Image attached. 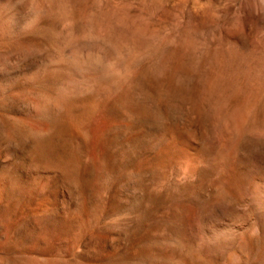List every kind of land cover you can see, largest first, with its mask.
I'll return each instance as SVG.
<instances>
[{
	"label": "rangeland",
	"instance_id": "rangeland-1",
	"mask_svg": "<svg viewBox=\"0 0 264 264\" xmlns=\"http://www.w3.org/2000/svg\"><path fill=\"white\" fill-rule=\"evenodd\" d=\"M0 264H264V0H0Z\"/></svg>",
	"mask_w": 264,
	"mask_h": 264
},
{
	"label": "bare ground",
	"instance_id": "bare-ground-1",
	"mask_svg": "<svg viewBox=\"0 0 264 264\" xmlns=\"http://www.w3.org/2000/svg\"><path fill=\"white\" fill-rule=\"evenodd\" d=\"M171 136V135H170Z\"/></svg>",
	"mask_w": 264,
	"mask_h": 264
}]
</instances>
